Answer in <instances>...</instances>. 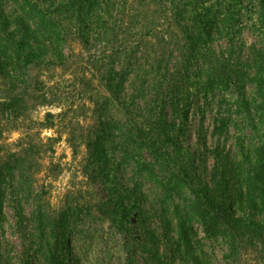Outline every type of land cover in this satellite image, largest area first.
<instances>
[{
	"label": "rangeland",
	"instance_id": "rangeland-1",
	"mask_svg": "<svg viewBox=\"0 0 264 264\" xmlns=\"http://www.w3.org/2000/svg\"><path fill=\"white\" fill-rule=\"evenodd\" d=\"M67 2L0 0L35 32L37 55L24 70L10 49L0 59V264H49L53 250L69 264H264V216L234 240L205 233L189 205L192 190L218 193L226 171L234 194L242 149L262 143L261 0H103L105 18L92 27L76 23ZM39 13L56 21L55 34L38 26ZM207 15L218 29L190 53L187 36ZM219 72L228 87L209 89ZM222 118L227 131L215 135ZM138 130L153 147L135 143ZM115 193L126 221L98 211ZM180 219L196 234L192 253Z\"/></svg>",
	"mask_w": 264,
	"mask_h": 264
},
{
	"label": "trees",
	"instance_id": "trees-1",
	"mask_svg": "<svg viewBox=\"0 0 264 264\" xmlns=\"http://www.w3.org/2000/svg\"><path fill=\"white\" fill-rule=\"evenodd\" d=\"M101 1L103 0H68L67 3L63 4L62 9L66 13H70L73 20L79 25L92 27L105 18L107 8L102 7ZM104 1L106 3V0ZM261 2L264 4V0H261ZM225 7H227L225 16V18H227L228 14L232 13L231 2H225ZM43 15V13L38 14L40 21L38 26L42 30L51 33V35L55 34L54 32L57 31V28L55 29L57 26L56 21L53 18L46 20ZM231 17L235 19L234 16ZM217 26L218 21L214 16L207 15L203 16V19L200 18L197 28L195 30L193 28L190 36H187L189 52H196L197 46L206 48L211 38L212 30L218 29ZM35 39V32L23 17L17 16L10 18V16L3 11L2 6H0V59L2 53H4L2 49L4 47L5 49H10L12 57L15 62H17L20 70H24L25 68L31 69L36 63L35 58L37 57L34 51ZM131 64V62L128 63V65ZM1 66L0 64V68ZM255 68L257 75L254 78V82L256 83V90L261 100L260 110L263 119L262 143L254 150L253 154L242 149L243 161L239 164V169L237 171L240 185L235 190L234 194L230 193L226 177L230 171L222 173V179L218 182L220 185L218 193H211L207 186L198 190H192L193 200L189 204L190 208L202 221L205 233L212 236L217 234L229 235L235 240L237 233H242L244 230L253 229L257 226L256 217L258 215L264 216V28L263 46L258 51L255 60ZM126 73V67L122 72L117 73L120 81L125 78ZM229 80L230 77L226 72H219L209 77L207 87L209 89L215 88V85H225L228 87L227 83ZM113 81L116 82V79H113ZM19 102L20 99L14 97L12 104L11 102L8 103V107L11 105L16 106ZM244 105L247 107V113L251 116L252 114L248 108V104L246 103ZM227 127L228 120L222 118L219 121V125L215 128L214 134L222 135L227 131ZM104 134L106 136H102V134L99 135L100 142H102V140L104 141V139L106 141L108 137H110V132H105ZM138 135L139 139L136 140L135 143L139 142V144L145 146V148L154 146V142L151 146V139L143 130H138ZM100 145L102 146V144ZM96 155L102 161H104L106 157L101 151H97ZM220 157L221 155L218 156V158ZM138 163H141L143 168L144 166L147 169L150 167L148 162L138 161ZM218 171L219 169H217L216 172ZM151 175H153L152 172ZM115 194L117 195V193ZM98 211L101 215L111 219L113 222H116L117 217L126 221L130 216L129 210L126 208L121 195L118 196L117 201L111 196L109 200L100 202ZM59 223L62 224V221ZM179 228L181 239L186 246L185 249L187 252L192 253L193 251L188 235L189 233L194 236L196 234L191 230V227L189 228L187 226L186 222L182 221V219L179 220ZM65 243V238L61 240L56 239L55 247L57 246V249L58 247L59 249H63L66 247ZM53 251L50 254L49 264H69L67 256L63 255V257H60L58 253Z\"/></svg>",
	"mask_w": 264,
	"mask_h": 264
}]
</instances>
